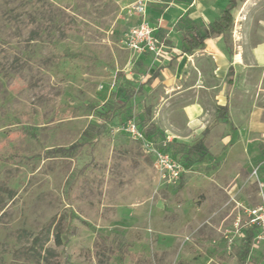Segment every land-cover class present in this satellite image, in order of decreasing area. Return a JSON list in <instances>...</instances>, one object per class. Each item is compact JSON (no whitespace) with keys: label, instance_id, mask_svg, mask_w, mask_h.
<instances>
[{"label":"rangeland","instance_id":"obj_1","mask_svg":"<svg viewBox=\"0 0 264 264\" xmlns=\"http://www.w3.org/2000/svg\"><path fill=\"white\" fill-rule=\"evenodd\" d=\"M179 1L0 0V264H264L256 233L240 256L264 189V128L220 125L197 160L188 149L216 113L190 127L182 117L192 74L178 86L173 65L144 92L148 70L122 44L137 2L146 17ZM232 16L226 51L264 37V0H237ZM130 123L153 128L177 179L160 176ZM61 147L76 148L45 158Z\"/></svg>","mask_w":264,"mask_h":264},{"label":"crops","instance_id":"obj_2","mask_svg":"<svg viewBox=\"0 0 264 264\" xmlns=\"http://www.w3.org/2000/svg\"><path fill=\"white\" fill-rule=\"evenodd\" d=\"M224 2L225 0H209L207 3L204 0H181L175 4L169 2L170 6L175 8L174 11L155 9L159 7L156 4L151 13L149 7L145 20L164 41L169 55L160 61H153L150 56H134V61L148 70L145 81L140 85L144 92H149V82L154 81L159 74L169 72L173 65L175 76H172L178 86L181 82L185 85L188 75L185 71H190L194 83L188 82V88H182L196 95L191 101L182 104L179 111L189 127L205 117L207 110L212 109L211 111L216 113L213 119L200 129L195 141L203 139L204 146L206 137L220 125L228 126L231 131L240 134L258 133L264 128L260 122V119L264 118V105L260 101L261 93L264 92V84L260 85V72L264 73V37L260 40L259 31L255 41L248 39L247 42L237 43L233 40L231 51L224 48L223 37L227 31L206 38L203 48L183 51V37L186 34L192 36L197 32H206L208 26L221 15L224 9L221 3ZM175 14L181 17L182 22L178 23L173 19L167 23V18L174 17ZM136 16L138 22L135 25L142 20V17ZM152 16L154 20H151ZM205 79L214 82L207 84ZM192 84L195 85L190 89ZM216 84L223 87V90L216 93ZM203 93L208 96L202 97ZM205 148L207 150L206 146Z\"/></svg>","mask_w":264,"mask_h":264},{"label":"built area","instance_id":"obj_3","mask_svg":"<svg viewBox=\"0 0 264 264\" xmlns=\"http://www.w3.org/2000/svg\"><path fill=\"white\" fill-rule=\"evenodd\" d=\"M151 1L148 0V2ZM146 5L137 2L133 6L134 12L142 17V20L124 34L122 44L135 57L150 56L153 61H160L167 58L169 53L164 41L156 35L155 28L145 20ZM127 131L135 140L140 141L147 154L155 158L156 167L159 169L161 177L178 178L180 166L161 147H155L153 142L139 131L134 123L127 125ZM260 186L258 203L246 209L241 228L244 234L250 230L256 233L255 238L264 244V189L262 185Z\"/></svg>","mask_w":264,"mask_h":264},{"label":"trees","instance_id":"obj_4","mask_svg":"<svg viewBox=\"0 0 264 264\" xmlns=\"http://www.w3.org/2000/svg\"><path fill=\"white\" fill-rule=\"evenodd\" d=\"M236 1L237 0H228L227 5L222 10L221 15L213 21L207 28V31L204 33L197 32L195 35L187 36V34L183 37V51L189 52L192 49L195 48H203L204 46V40L206 38H209L213 35H219L226 31H229L232 26V15L231 11L236 7ZM224 110V108H223ZM207 130V129H206ZM153 134V128H150L146 131L145 136L149 138ZM206 134V133H205ZM204 134V136H205ZM76 147H70V148H57V149H51L46 151L45 158L53 157V155H60L64 156L68 153V151H71L75 149ZM206 152V148L203 143V139L198 140L194 144H192L188 149V154H197L198 158L197 160L201 161L203 154ZM253 240V231H249L244 239L243 244L241 246V254L242 259L247 258V256L250 253L251 244ZM57 244H59V239L56 238Z\"/></svg>","mask_w":264,"mask_h":264}]
</instances>
